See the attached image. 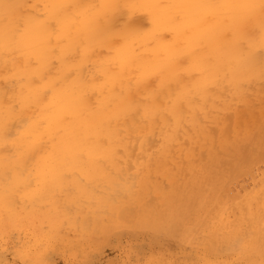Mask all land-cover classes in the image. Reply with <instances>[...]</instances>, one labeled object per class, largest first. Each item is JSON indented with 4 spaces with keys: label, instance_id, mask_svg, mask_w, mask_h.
Instances as JSON below:
<instances>
[{
    "label": "rangeland",
    "instance_id": "obj_1",
    "mask_svg": "<svg viewBox=\"0 0 264 264\" xmlns=\"http://www.w3.org/2000/svg\"><path fill=\"white\" fill-rule=\"evenodd\" d=\"M0 3V264H264V0Z\"/></svg>",
    "mask_w": 264,
    "mask_h": 264
},
{
    "label": "bare ground",
    "instance_id": "obj_2",
    "mask_svg": "<svg viewBox=\"0 0 264 264\" xmlns=\"http://www.w3.org/2000/svg\"><path fill=\"white\" fill-rule=\"evenodd\" d=\"M241 1V0H240ZM244 1V0H243ZM89 2V1H88ZM81 3V2H80ZM239 3V2H238ZM1 4V3H0ZM39 4V3H38ZM216 5V4H215ZM239 5V4H238ZM240 6V5H239ZM69 7H70V5H69ZM236 7H238V6H236ZM235 7V8H236ZM150 9V8H149ZM237 9H239V8H237ZM36 11V10H35ZM123 12V11H122ZM234 12H235V10H234ZM236 12H237V10H236ZM35 14V13H34ZM119 14V13H118ZM120 14H122V13H120ZM109 15V14H108ZM44 16V15H43ZM147 16V15H146ZM145 16V17H146ZM201 17V16H200ZM214 17V16H213ZM205 18V17H204ZM16 19V18H15ZM140 19V18H139ZM212 20V19H211ZM147 21V20H146ZM143 22V21H142ZM177 22V21H176ZM119 23V22H118ZM144 23V22H143ZM207 23V22H206ZM212 23V22H211ZM122 24V23H121ZM20 26V25H19ZM80 26V25H79ZM202 26V25H201ZM203 27V26H202ZM78 28V27H77ZM194 28V27H193ZM56 33V32H55ZM17 34V33H16ZM84 35V34H83ZM16 39V38H15ZM53 40V39H52ZM82 40V39H81ZM122 40V39H121ZM84 42V41H83ZM123 42V41H122ZM18 43V42H17ZM113 43V42H112ZM120 44V43H119ZM178 45V44H177ZM187 46V45H186ZM81 49V48H80ZM104 51V50H103ZM54 52V51H53ZM76 52V51H75ZM95 53V52H94ZM9 54V53H8ZM7 54V55H8ZM81 54V53H80ZM80 54H79V56H80ZM20 56V55H19ZM96 56V55H95ZM25 57V56H24ZM80 58V57H79ZM24 59V58H23ZM67 59H68V57H67ZM135 61V60H134ZM1 62V61H0ZM4 62V61H3ZM55 62V61H54ZM26 64V63H25ZM117 65V64H116ZM25 66V65H24ZM89 67H90V65H89ZM12 69H13V67H12ZM118 69V68H117ZM53 70V69H52ZM21 71H22V69H21ZM50 72V71H49ZM52 73V72H51ZM75 74V73H74ZM97 76V75H96ZM9 77H10V75H9ZM5 78V77H4ZM159 80V79H158ZM125 83V82H124ZM223 84V83H222ZM14 87V86H13ZM178 87V86H177ZM231 87V86H230ZM263 87V86H262ZM3 89V88H2ZM25 90V89H24ZM117 90V89H116ZM138 92V91H137ZM166 93V92H165ZM217 93V92H216ZM98 94V93H97ZM173 94V93H172ZM174 95V94H173ZM231 95V94H230ZM9 96V95H8ZM160 96V95H159ZM103 97V96H102ZM2 98V97H1ZM7 98V97H6ZM232 98V97H231ZM93 100H95V98L93 99ZM250 100V99H249ZM16 101V100H15ZM227 101V100H226ZM94 102V101H93ZM233 102V101H232ZM71 104V103H70ZM41 105V104H40ZM93 105V104H92ZM234 105V104H233ZM244 105V104H243ZM7 106V105H6ZM219 106V105H218ZM36 107V106H35ZM95 107V106H94ZM186 110V109H185ZM247 110V109H246ZM249 111V110H248ZM215 113V112H214ZM242 113V112H241ZM255 113V112H254ZM29 116V115H28ZM141 116V115H140ZM139 116V117H140ZM37 117V116H36ZM33 118V117H32ZM141 120V119H140ZM136 121V120H135ZM143 121V120H142ZM157 121V120H156ZM226 122V121H225ZM247 122V121H246ZM222 123V122H221ZM231 124V123H230ZM104 125V124H103ZM119 125V124H118ZM140 126H142V125H140ZM26 128V127H25ZM189 130V129H188ZM199 131V130H198ZM148 132V131H147ZM149 133V132H148ZM233 134V133H232ZM18 135V134H17ZM81 135V134H80ZM124 135V134H123ZM136 135V134H135ZM181 135V134H180ZM121 138V137H120ZM92 139V138H91ZM118 139V138H117ZM150 139V138H149ZM228 141V140H227ZM119 142V141H118ZM107 143H108V141H107ZM209 144V143H208ZM46 148V147H45ZM146 148V147H145ZM194 149V148H193ZM219 149V148H218ZM186 152V151H185ZM3 153V152H2ZM231 156V155H230ZM237 158V157H236ZM249 159V158H248ZM143 160V159H142ZM249 160H251V159H249ZM127 161V160H126ZM34 162V161H33ZM124 162V161H123ZM241 162V161H240ZM238 163V162H237ZM28 164V163H27ZM26 164V165H27ZM194 165V164H193ZM216 166V165H215ZM32 167V166H31ZM227 167H229V166H227ZM251 168V167H250ZM152 169V168H151ZM228 169V168H227ZM236 169V168H235ZM121 170H122V168H121ZM160 170V169H159ZM207 170V169H206ZM179 171V170H178ZM167 172V171H166ZM107 174V173H106ZM113 174V173H112ZM78 175V174H77ZM184 178V177H183ZM117 179V178H116ZM189 179V178H188ZM222 179V178H221ZM194 180V179H193ZM230 182V181H229ZM162 183V182H161ZM132 186V185H131ZM120 188V187H119ZM129 192V191H128ZM127 195V194H126ZM261 196V195H260ZM156 198V197H155ZM185 199V198H184ZM252 199V198H251ZM159 200V199H158ZM220 200V199H219ZM193 201V200H192ZM217 202V201H216ZM181 205V204H180ZM230 205V204H229ZM129 208V207H128ZM130 209V208H129ZM132 209V208H131ZM262 210V209H261ZM196 212V211H195ZM215 212V211H214ZM218 213V212H217ZM131 215V214H130ZM7 217V216H6ZM212 221V220H211ZM264 224V223H263ZM162 225V224H161ZM216 228V227H215ZM210 230V229H209Z\"/></svg>",
    "mask_w": 264,
    "mask_h": 264
}]
</instances>
